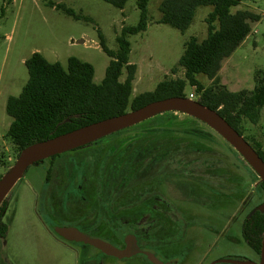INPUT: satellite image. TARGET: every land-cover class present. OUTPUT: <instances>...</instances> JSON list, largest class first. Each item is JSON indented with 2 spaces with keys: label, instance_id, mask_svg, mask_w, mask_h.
I'll list each match as a JSON object with an SVG mask.
<instances>
[{
  "label": "rangeland",
  "instance_id": "rangeland-1",
  "mask_svg": "<svg viewBox=\"0 0 264 264\" xmlns=\"http://www.w3.org/2000/svg\"><path fill=\"white\" fill-rule=\"evenodd\" d=\"M50 2L71 9L81 19L51 8ZM161 3L162 0H150L153 24H149L145 33L129 38L130 62L138 67L132 99L153 92L165 77L183 78L182 70L175 76L171 71L183 56L186 42L191 38L202 42L208 36L206 19L212 12L211 7L198 8L192 26L182 34L169 26L155 24L161 18ZM238 10H249L260 21L244 44L224 62L218 75L221 84L232 93L254 91L257 74H264V0H242L234 12ZM139 22L136 0L129 1L124 10L101 0H0V175H5L18 160V151L6 137L13 122L6 107L9 98L19 97L28 83L27 60L40 53L67 70L69 59L76 58L94 67V83L100 85L111 61L101 47L100 35L107 48L117 52V39L123 29L137 26ZM126 76L124 72L122 81ZM198 79L206 87L212 85L203 75ZM186 94H195V91L188 87ZM142 127L141 133L163 132L166 137L163 143L172 148L191 150L186 156L168 158L172 169L167 168L155 181L145 183L149 191L168 197L171 203L168 219L174 220L171 223L174 230L168 227L164 235L160 227L162 214L160 210L154 211L150 216L158 227L150 243L147 239L151 231L150 216L142 215L133 221L139 228L147 227L142 231L145 239L139 242L140 247L154 250L166 264L255 259L240 238V223L246 215H239L232 225L228 223L249 195L258 210L264 202L260 179L243 158L208 126L183 114L166 113L146 121ZM246 128L247 142L254 148L261 145L264 151V107L259 124L248 123ZM133 136V133L125 135L114 143L123 148ZM88 151L63 155L56 162L44 161L26 172L7 198L5 221L9 231L4 240L0 239V264H151L143 255L118 260L91 246L64 242L56 236L59 229L75 228L123 248L125 236L137 233L129 228L133 223L120 221L122 228L110 236L109 223L104 224L101 214L99 221L96 220L92 188L83 183L79 166ZM98 169L95 166L91 173L95 175ZM186 186L193 188L198 202H187L192 190ZM143 192L140 193L142 201ZM134 204L126 194L117 205L124 209ZM141 208L138 203L137 209ZM225 228L229 229V235L221 238L218 235ZM230 237L236 238L239 244L231 245ZM156 241L160 243L155 244Z\"/></svg>",
  "mask_w": 264,
  "mask_h": 264
},
{
  "label": "trees",
  "instance_id": "trees-1",
  "mask_svg": "<svg viewBox=\"0 0 264 264\" xmlns=\"http://www.w3.org/2000/svg\"><path fill=\"white\" fill-rule=\"evenodd\" d=\"M101 1L124 10L131 0ZM241 3L242 0H162L159 8L161 18L155 24L169 26L182 34H185L192 26L198 8L211 7L212 12L206 19L208 36L202 42L197 38H191L186 42L183 56L171 71L172 76H175L179 70H182L183 78L165 77L153 92L141 94L134 99H132L133 85L138 67L130 62L132 44L129 38L145 33L149 24H153V18L149 13L150 0H136L140 22L137 26L123 29L117 39L119 45L117 52L109 50L100 35L101 47L111 59L105 80L100 85L94 83L95 70L89 63L71 58L68 69L65 70L61 64L49 62L42 54H33L25 63L29 75L28 83L19 97L9 98L6 107L7 114L13 121L6 137L18 151V158L26 148L34 144L136 111L153 102L174 97L190 99L191 95L194 101L217 112L246 140V124L257 126L261 120L264 107V74H257L254 91L239 93L228 91L221 84L218 76L224 62L244 44L251 35L254 25L260 21V17L249 10L234 12ZM48 6L76 20L81 19L63 5L55 6L50 2ZM124 72L127 76L126 80L122 81ZM200 75L210 80L212 85L206 87L198 79ZM188 87L192 88L195 94L187 95ZM145 123L67 153L89 150L84 156V161L79 165L84 175L82 181L90 190L92 188L93 197L91 198L94 200V210L98 214L96 220L99 221V214H101L104 224L106 223L107 226L109 223L110 236L114 231L122 228L120 221L133 223L138 217L146 214L150 216L157 210H160L162 214L160 227L164 235L168 227L174 230L171 224L168 225L170 221L167 222L166 212L171 205L168 197L160 192L149 191L145 188V183L155 181L162 172L167 170L168 158L186 156L191 148L180 151L176 146L172 148L169 144L163 143L166 139L163 132L141 133ZM131 133L134 136L127 146L121 148L114 143ZM105 149L106 153L103 152ZM254 149L264 161L262 146L256 145ZM62 157L63 155L49 160L56 162ZM41 164L44 162L35 166ZM95 166L99 169L94 175L91 172ZM51 172L52 170L48 171V180ZM182 173L184 174L185 171ZM2 177L3 175H0V180ZM141 187L144 191L142 196L145 198L144 201L140 199ZM187 188L192 190L187 195V202H198L193 188L189 186ZM260 188L264 192V183H260ZM126 194L129 200L135 201V204L133 207L121 209L117 204ZM138 203L142 206V214H139L141 209H137ZM160 206L163 208H159ZM6 211L7 199L0 207V239H5L9 231L5 221ZM150 220H153L151 216ZM157 227L158 224L148 227L151 229L147 237L150 243L151 236ZM129 228L137 232L139 242L145 239L142 231L147 228L146 226L139 228L133 223ZM242 236L255 252H261L264 212L258 210L247 221ZM159 243L160 241L155 242V244Z\"/></svg>",
  "mask_w": 264,
  "mask_h": 264
},
{
  "label": "water",
  "instance_id": "water-1",
  "mask_svg": "<svg viewBox=\"0 0 264 264\" xmlns=\"http://www.w3.org/2000/svg\"><path fill=\"white\" fill-rule=\"evenodd\" d=\"M166 113H179L205 124L224 139L257 174L264 183V161L255 149L217 112L208 109L197 101L174 97L153 102L136 111L107 119L76 131L40 142L26 148L15 165L0 180V207L16 185L23 180L26 172L38 163L86 147L106 137L138 126ZM264 212V203L259 208ZM58 236L70 243H81L99 250L103 255L118 260H126L138 255L145 256L151 264H166L154 250L141 248L136 235L124 238L125 248L114 246L109 240L82 233L75 228L57 230ZM212 264H255L236 260H221ZM264 264V236L261 247V263Z\"/></svg>",
  "mask_w": 264,
  "mask_h": 264
},
{
  "label": "flooded vegetation",
  "instance_id": "flooded-vegetation-1",
  "mask_svg": "<svg viewBox=\"0 0 264 264\" xmlns=\"http://www.w3.org/2000/svg\"><path fill=\"white\" fill-rule=\"evenodd\" d=\"M167 168L168 169H172V167H170V164H168L167 165ZM48 178L46 179V182L48 183ZM167 184L170 186V183L169 182H167ZM169 189V188H168ZM186 198V197H185ZM187 199V201H188V198H186ZM251 199H252V196L250 197V195L242 202V204L240 205V207L236 210V212L233 214V215H231V217L229 218V221H228V223H230V225H232L233 223H235L237 220H238V218H239V215H241V214H245L246 215V217L244 218V220L240 223V229H241V240H242V242H244L247 246H248V248L253 252V254L255 255V259H253V260H251V261H245V260H238V261H242V262H253V263H255V264H260L261 263V252L260 253H257V252H255L245 241H244V239H243V228H244V226H245V224L247 223V221L248 220H250L251 219V217L254 215V214H256V212L258 211V209L256 208V206L255 205H253V200L251 201ZM184 200V199H183ZM186 200H184L183 202H185ZM171 204V203H170ZM261 207V205L259 206V208ZM155 209H156V207H155ZM166 215L168 216V211L166 212ZM164 221V220H163ZM168 221H170L169 219H167V222ZM174 221V220H173ZM173 221H170L169 223H168V225H170L171 223H173ZM154 225H156V222L154 221V220H151L150 221V225L149 226H154ZM229 225V226H230ZM141 226H143V225H141ZM229 228V227H228ZM228 228H225L224 230H222L220 233H219V235L218 236H220L221 238H224L226 235H229V234H227L228 233ZM56 236L57 237H59L62 241H64V242H67V241H65L64 239H62L60 236H58V234H56ZM137 236V235H136ZM137 239H138V237H137ZM1 240H4V239H1ZM229 241V243L231 244V245H234V244H239L238 243V241L236 240V238H234V237H230V239L228 240ZM68 243H70V242H68ZM138 243H139V239H138ZM140 246V245H139ZM118 248V247H117ZM125 248V244H124V239H123V248H120V249H124ZM142 248V247H141ZM228 259H230L231 260V258H227V260ZM226 260V259H225ZM237 261V260H236ZM217 262H219V261H217ZM103 262H100V264H102ZM215 263V262H214ZM89 264V263H88ZM171 264V263H170ZM172 264H178L177 262L176 263H172ZM212 264V263H211Z\"/></svg>",
  "mask_w": 264,
  "mask_h": 264
},
{
  "label": "built area",
  "instance_id": "built-area-1",
  "mask_svg": "<svg viewBox=\"0 0 264 264\" xmlns=\"http://www.w3.org/2000/svg\"><path fill=\"white\" fill-rule=\"evenodd\" d=\"M190 99L194 100V97H193V95H191V96H190Z\"/></svg>",
  "mask_w": 264,
  "mask_h": 264
},
{
  "label": "crops",
  "instance_id": "crops-1",
  "mask_svg": "<svg viewBox=\"0 0 264 264\" xmlns=\"http://www.w3.org/2000/svg\"><path fill=\"white\" fill-rule=\"evenodd\" d=\"M200 264V263H199Z\"/></svg>",
  "mask_w": 264,
  "mask_h": 264
}]
</instances>
